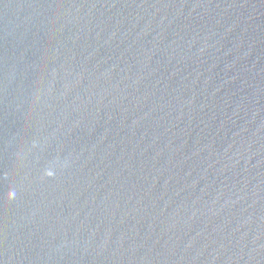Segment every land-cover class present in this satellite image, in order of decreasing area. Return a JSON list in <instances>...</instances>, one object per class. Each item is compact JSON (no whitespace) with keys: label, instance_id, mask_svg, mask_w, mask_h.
Instances as JSON below:
<instances>
[{"label":"water","instance_id":"1","mask_svg":"<svg viewBox=\"0 0 264 264\" xmlns=\"http://www.w3.org/2000/svg\"><path fill=\"white\" fill-rule=\"evenodd\" d=\"M0 264H264V0H0Z\"/></svg>","mask_w":264,"mask_h":264}]
</instances>
